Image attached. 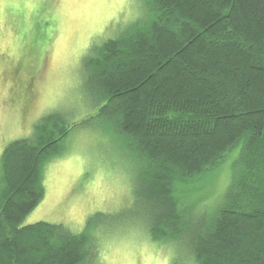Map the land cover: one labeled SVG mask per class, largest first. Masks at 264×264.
Listing matches in <instances>:
<instances>
[{"label":"trees","instance_id":"16d2710c","mask_svg":"<svg viewBox=\"0 0 264 264\" xmlns=\"http://www.w3.org/2000/svg\"><path fill=\"white\" fill-rule=\"evenodd\" d=\"M142 1L140 17L84 59L93 120L113 127L133 158L143 225L185 250L175 264H264V0ZM35 125L1 155L0 264H99L88 230L21 224L72 123L54 113ZM237 146L222 203L193 213L180 186Z\"/></svg>","mask_w":264,"mask_h":264},{"label":"rangeland","instance_id":"374dc122","mask_svg":"<svg viewBox=\"0 0 264 264\" xmlns=\"http://www.w3.org/2000/svg\"><path fill=\"white\" fill-rule=\"evenodd\" d=\"M142 12V0H0V160L11 141L29 136L47 115L72 123L60 153L44 165L42 200L21 224L88 230L99 264L184 263L181 246L147 233L135 162L113 127L93 120L98 106L83 88L89 49ZM238 150L194 185L180 186L193 213L210 214L222 203Z\"/></svg>","mask_w":264,"mask_h":264}]
</instances>
